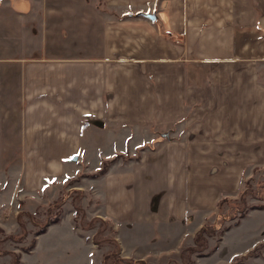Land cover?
Listing matches in <instances>:
<instances>
[{
    "label": "crops",
    "instance_id": "0c3cea01",
    "mask_svg": "<svg viewBox=\"0 0 264 264\" xmlns=\"http://www.w3.org/2000/svg\"><path fill=\"white\" fill-rule=\"evenodd\" d=\"M103 6L99 50L25 64V179L118 155L97 178L105 214L194 235L264 164V0Z\"/></svg>",
    "mask_w": 264,
    "mask_h": 264
},
{
    "label": "rangeland",
    "instance_id": "374dc122",
    "mask_svg": "<svg viewBox=\"0 0 264 264\" xmlns=\"http://www.w3.org/2000/svg\"><path fill=\"white\" fill-rule=\"evenodd\" d=\"M103 4L104 0H0V226L4 229L0 237L21 232L20 210H28L38 219L35 223L24 214L25 239H6L0 247L20 252L21 264H104V253L113 249L139 264H264V208L249 210L238 224L235 219L225 221L222 226L229 225L228 229L208 236V247L202 252L191 253L187 248L194 244L195 234L186 235L182 227L170 228L174 236H168L165 225L148 221L147 215L134 223L109 218L103 207V182L97 179L103 174H85L77 180H70L77 175L48 179L46 175L35 184L25 179V64L51 55L89 56L92 50H99L95 17L99 9L104 10ZM50 15L57 20L51 21ZM89 168H97L96 159ZM262 181L264 164L250 167L241 190L228 197L239 198L247 185L255 187ZM67 191L71 193L61 205L53 204ZM248 201L264 199L249 194ZM227 208V203L219 207L209 221ZM56 217L58 221L53 222ZM43 223L46 231L36 234ZM34 238L35 246L26 251ZM108 239H115L118 245ZM251 249L252 254L238 260ZM12 257L11 253L0 254V264H10Z\"/></svg>",
    "mask_w": 264,
    "mask_h": 264
},
{
    "label": "trees",
    "instance_id": "16d2710c",
    "mask_svg": "<svg viewBox=\"0 0 264 264\" xmlns=\"http://www.w3.org/2000/svg\"><path fill=\"white\" fill-rule=\"evenodd\" d=\"M135 14L137 15L141 13L137 12ZM129 15H134V14L129 13ZM117 158H118V155L112 158L104 159L102 161L101 167L98 170L92 173L80 172L77 175V177H70V180H77L80 176H84L85 174L86 175L88 174L92 177H97L99 175H102L108 171L111 163L114 162ZM70 193H71L70 191H67L65 194H63L58 199L53 201V204H57V206L61 205L62 202L68 197ZM249 194L259 199H264V181L259 182L255 187H253V185H247V187L241 191L239 198H230L228 196L221 198L219 200V207L222 208L225 205V203H227L228 208L225 211L224 210L219 211L214 221L205 222L196 231L194 235V244L190 245L187 248L188 252H191V253L194 251L202 252L205 248H207L208 247V236L215 234L217 231H224L229 228V225L222 226V224L225 221L235 219L234 223L238 224L240 222V219L244 217L248 213L249 210L254 209V208H264V201L258 202V203H250L248 201ZM51 208L52 207H50V209ZM24 214H27L35 223H38V219H36V217L33 216V214L30 211L20 210L17 214V220L21 226V232L4 234V236L0 237V244L6 239H13L17 241H22L23 239H25L28 233V229L26 227V223L23 217ZM56 221H58V217H56L53 222H56ZM46 229H47V225L46 223H43L36 230V234L43 233L46 231ZM0 231L4 232V229L1 226H0ZM108 240L109 241L112 240L118 245V242L115 239H108ZM35 243H36V238L33 239V241L25 248V250L26 251L31 250L35 246ZM6 253H11L13 255L10 264H21V253L20 252L9 250V249H3L0 247V254H6ZM252 253H253V249H251L246 254L239 256L238 260H242L243 258H245L246 256ZM140 261L143 262V260H140ZM102 262L104 264H119L120 262H132V264H139V261H136V260L129 261V259H126V257L120 256L119 249L109 250L106 253H104Z\"/></svg>",
    "mask_w": 264,
    "mask_h": 264
},
{
    "label": "water",
    "instance_id": "95a60500",
    "mask_svg": "<svg viewBox=\"0 0 264 264\" xmlns=\"http://www.w3.org/2000/svg\"><path fill=\"white\" fill-rule=\"evenodd\" d=\"M142 14H143L144 16H147V17L153 19V20H155V19L157 18L155 12H150V11H149V12H142ZM167 134H168V133H163V135H167ZM72 159H73V160H77V159H78V155H77V154L73 155V156H72Z\"/></svg>",
    "mask_w": 264,
    "mask_h": 264
}]
</instances>
